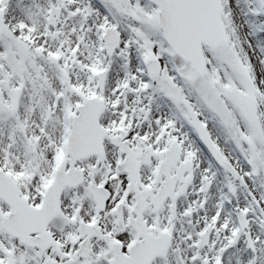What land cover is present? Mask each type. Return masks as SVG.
<instances>
[{
  "label": "snow or ice",
  "instance_id": "obj_1",
  "mask_svg": "<svg viewBox=\"0 0 264 264\" xmlns=\"http://www.w3.org/2000/svg\"><path fill=\"white\" fill-rule=\"evenodd\" d=\"M0 264H264V0H0Z\"/></svg>",
  "mask_w": 264,
  "mask_h": 264
}]
</instances>
